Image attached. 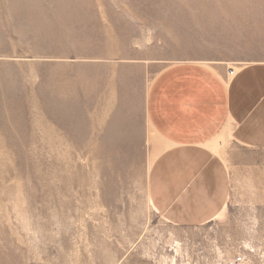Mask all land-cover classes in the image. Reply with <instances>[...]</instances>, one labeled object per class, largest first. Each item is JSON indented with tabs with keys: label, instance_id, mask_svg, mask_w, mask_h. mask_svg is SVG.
<instances>
[{
	"label": "rangeland",
	"instance_id": "374dc122",
	"mask_svg": "<svg viewBox=\"0 0 264 264\" xmlns=\"http://www.w3.org/2000/svg\"><path fill=\"white\" fill-rule=\"evenodd\" d=\"M117 1L0 0L35 7L0 23V98L15 102L0 103V264H264V135L236 128L264 132V112H232L217 141L188 144L199 159L148 112L154 82L182 63L222 66L226 82L263 67L264 0ZM19 127L24 157L7 139ZM79 136L120 145L97 154Z\"/></svg>",
	"mask_w": 264,
	"mask_h": 264
},
{
	"label": "crops",
	"instance_id": "0c3cea01",
	"mask_svg": "<svg viewBox=\"0 0 264 264\" xmlns=\"http://www.w3.org/2000/svg\"><path fill=\"white\" fill-rule=\"evenodd\" d=\"M34 9L23 3L4 11L0 9V23L4 22L3 15H31L35 13ZM213 68L199 63H182L159 75L150 91L148 112L152 113L153 122L159 123L169 143L196 153L190 157L198 159L204 156L203 148L188 144L217 141L216 138L230 128L232 123L229 125L227 119L232 117V112L254 111L258 115L264 112V66L241 68L229 82L225 80L224 67ZM258 118L264 119V114ZM251 127L237 126L238 135H264L262 130L249 131ZM174 151L178 148L174 147ZM176 157L179 156L171 154L163 160L168 164ZM205 163L210 169L209 160ZM164 183L156 171L153 194H159L162 203L168 190Z\"/></svg>",
	"mask_w": 264,
	"mask_h": 264
},
{
	"label": "bare ground",
	"instance_id": "6f19581e",
	"mask_svg": "<svg viewBox=\"0 0 264 264\" xmlns=\"http://www.w3.org/2000/svg\"><path fill=\"white\" fill-rule=\"evenodd\" d=\"M93 1V0H92ZM116 2L118 3V1L116 0ZM113 3H114V1H113ZM135 3V2H134ZM83 4H79L78 6H79V8H81V6H82ZM71 8H78V7H73V6H70ZM117 7H119L120 8V5L119 6H117ZM87 8H91L90 6H87ZM94 8V7H93ZM118 8V9H119ZM122 8H124V7H122ZM114 10V9H113ZM122 10H125V9H122ZM110 12V11H109ZM96 13V12H95ZM120 14V13H119ZM94 15V14H93ZM96 15V14H95ZM123 15V14H122ZM116 17V16H115ZM118 17V16H117ZM116 17V18H117ZM121 17V16H120ZM120 17L118 18V19H120ZM95 18V17H94ZM85 19V18H84ZM83 20V19H82ZM97 21V20H96ZM80 22V21H79ZM101 22V21H100ZM102 23V22H101ZM94 24V23H93ZM100 24V23H99ZM98 24V25H99ZM131 24V23H130ZM83 25V24H82ZM90 25H92V24H90ZM87 26H89V25H87ZM100 26V25H99ZM86 27V26H85ZM120 27V26H119ZM95 28V27H94ZM90 30H91V28H89ZM97 29H99V28H97ZM121 29V28H120ZM119 29V30H120ZM87 31V30H86ZM99 31L100 32H102L100 29H99ZM88 32V31H87ZM92 32V31H91ZM93 32H94V30H93ZM92 32V33H93ZM137 30L135 29V27L133 26V25H129V27H127L126 29H124V28H122V31H117V33H119L118 34V36L115 38V39H113L112 41L114 42V43H112V47H114V45L113 44H116V42H118V44H121V43H123L124 41L125 42H127V40L130 38V36H132V35H136L137 34ZM84 34V33H83ZM95 34V33H94ZM102 33H100V35H101ZM105 34V33H104ZM93 35V34H92ZM96 36L97 35H99L98 33H96L95 34ZM100 35H99V37H100ZM95 37V36H94ZM98 37V38H99ZM101 37H102V35H101ZM100 37V38H101ZM99 38V39H100ZM107 38V37H106ZM109 38V37H108ZM102 39H104V38H102ZM110 40V39H109ZM116 41V42H115ZM123 41V42H122ZM96 42V41H95ZM95 46V45H94ZM103 46V45H102ZM122 47V46H121ZM93 48V47H92ZM95 48H97V47H95ZM120 48V47H119ZM119 48L117 47V48H114V49H112L111 51H109L108 52V54L109 55H114V54H118V53H121V51H119ZM94 49V48H93ZM104 50V49H103ZM104 52V51H103ZM104 53H106V52H104ZM106 83V82H105ZM77 91V90H76ZM91 95L90 94H87L86 93V95H84V100H85V105L86 106H90V105H92V103H94V100L95 99H92L91 97H90ZM109 100H110V103L108 104V106H110L111 107V105L113 104V102H114V97H110L109 98ZM4 101V102H3ZM97 101H98V99H97ZM0 103L1 104H7V105H14L15 104V102H12L10 99H8V98H0ZM95 104H96V102H95ZM95 104H93V105H95ZM91 107V106H90ZM109 107V108H110ZM86 108V107H85ZM1 113H2V109L0 108V115H1ZM8 113H10V114H12L13 113V110H11V111H9ZM7 116V115H6ZM8 118H7V120H8V122H10V123H12L14 120H13V118L14 117H10V116H7ZM19 117V116H18ZM16 118V117H15ZM0 119H2L3 120V118H2V116L0 117ZM4 121V120H3ZM3 121H1V122H3ZM20 121H21V119H20ZM7 122V121H6ZM23 122V121H22ZM15 123V122H14ZM18 122H17V120H16V123L15 124H17ZM5 124V123H4ZM8 124V123H7ZM7 124H5V125H7ZM20 124H22L21 122H20ZM19 124V125H20ZM20 128V127H19ZM84 136V135H83ZM7 139H8V143H10V146H11V148H12V150L17 154V155H19V156H21V157H24L25 155H26V150H25V146H24V144H25V142H26V137H25V135H24V132H23V130L20 128L19 130H18V132H14V135H12L11 133H9V134H7ZM118 139V138H117ZM105 141V140H104ZM104 141H103V143H104ZM106 141H107V139H106ZM115 141H117V140H115ZM113 142L112 144L113 145H111V143H108V144H110V146H107V144L105 145V144H103V143H101L100 141H99V144H96L97 146H95V144H94V142L93 141H87L85 138H83L82 136H79V137H77L76 139H75V145L77 146V148H82V149H91V150H93L95 153H97V154H99V153H107V151H111V150H115V149H118L119 147H117V145H120V144H115L116 142ZM120 142L122 141L121 139L119 140ZM112 142V141H111ZM107 143V142H106ZM117 143H118V141H117ZM123 143V142H122ZM120 150V149H119ZM123 150V149H122ZM135 150V149H134ZM140 152V151H139ZM111 152H109V154H110ZM135 153H136V151H135ZM138 153V152H137ZM108 154V153H107ZM109 156V155H108ZM106 157H107V155H106ZM111 157V156H110ZM108 158V157H107ZM112 158H114L113 156L110 158L111 159V162H112ZM106 159V158H105ZM110 159H108L109 160V162H110ZM106 161V160H105ZM108 162V163H109ZM113 163V162H112ZM103 164V163H102ZM111 165V164H110ZM113 165V164H112ZM115 165V164H114ZM113 165V166H114ZM114 168V167H113Z\"/></svg>",
	"mask_w": 264,
	"mask_h": 264
},
{
	"label": "built area",
	"instance_id": "2783aa9c",
	"mask_svg": "<svg viewBox=\"0 0 264 264\" xmlns=\"http://www.w3.org/2000/svg\"><path fill=\"white\" fill-rule=\"evenodd\" d=\"M229 73H230V74H234V73H235V69H234L233 67H230V68H229Z\"/></svg>",
	"mask_w": 264,
	"mask_h": 264
}]
</instances>
